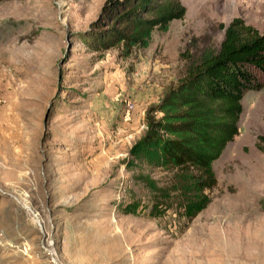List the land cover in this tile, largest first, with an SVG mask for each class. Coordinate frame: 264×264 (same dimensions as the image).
<instances>
[{"label": "rangeland", "instance_id": "obj_1", "mask_svg": "<svg viewBox=\"0 0 264 264\" xmlns=\"http://www.w3.org/2000/svg\"><path fill=\"white\" fill-rule=\"evenodd\" d=\"M105 1L0 0V264H264V87L244 92L193 218L176 171L128 155L234 18L264 32V0H181L128 55L84 41Z\"/></svg>", "mask_w": 264, "mask_h": 264}, {"label": "trees", "instance_id": "obj_2", "mask_svg": "<svg viewBox=\"0 0 264 264\" xmlns=\"http://www.w3.org/2000/svg\"><path fill=\"white\" fill-rule=\"evenodd\" d=\"M185 12L181 0H106L84 41L91 52L120 45L128 55L134 47H147L155 29L166 31ZM263 87L264 32L234 18L219 46L188 62L184 75L148 109L146 129L128 155L176 171L188 219L210 201L206 191L217 183L213 163L237 135L244 92Z\"/></svg>", "mask_w": 264, "mask_h": 264}]
</instances>
